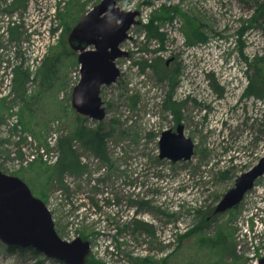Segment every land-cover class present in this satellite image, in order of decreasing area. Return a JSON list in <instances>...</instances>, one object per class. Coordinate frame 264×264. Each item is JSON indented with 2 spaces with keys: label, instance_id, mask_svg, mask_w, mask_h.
Listing matches in <instances>:
<instances>
[{
  "label": "rangeland",
  "instance_id": "1",
  "mask_svg": "<svg viewBox=\"0 0 264 264\" xmlns=\"http://www.w3.org/2000/svg\"><path fill=\"white\" fill-rule=\"evenodd\" d=\"M262 1L119 0L120 9L140 12L139 22L121 44L129 55L116 60L120 75L101 87L105 117L97 121L72 107L80 64L68 36L101 0H26L18 7L15 0H0V48L23 62L33 40H47L42 62L50 56L55 70L44 79L42 62L34 68L18 64L27 71L24 93L12 89L3 95L0 53V168L44 201L60 237L90 242L88 262L257 264L264 257V173L239 206L212 213L236 177L264 155V95L253 99L245 93L264 63ZM45 21L49 38L33 36V24ZM151 27L157 37H148ZM173 55L176 88L162 82L174 72L165 66ZM77 116L85 125L116 133L106 135L111 168L75 142L90 169L73 183L80 191L69 198L47 178L59 157V136L76 128ZM173 120L194 142L189 160L159 156L160 134ZM38 147L45 148L48 161L39 152L27 160ZM134 220L150 223L148 232L137 231ZM220 225L229 227L236 251L215 249ZM0 264L62 263L41 253L9 252L0 241Z\"/></svg>",
  "mask_w": 264,
  "mask_h": 264
},
{
  "label": "water",
  "instance_id": "2",
  "mask_svg": "<svg viewBox=\"0 0 264 264\" xmlns=\"http://www.w3.org/2000/svg\"><path fill=\"white\" fill-rule=\"evenodd\" d=\"M119 0H101L72 28L68 43L78 53L80 78L74 86L71 104L83 116L101 121L105 107L100 96L102 85L115 82L120 75L116 60L127 57L121 44L130 37L128 31L137 24V10H122ZM159 156L176 162L189 160L194 142L184 134V126L161 132ZM264 173V155L247 171L240 173L233 187L217 202L213 213H222L238 205L255 181ZM0 241L6 245L32 247L47 258L65 264H85L90 242L80 236L65 240L55 229L52 212L44 201L34 196L18 176L0 169ZM257 264H264V257Z\"/></svg>",
  "mask_w": 264,
  "mask_h": 264
},
{
  "label": "trees",
  "instance_id": "3",
  "mask_svg": "<svg viewBox=\"0 0 264 264\" xmlns=\"http://www.w3.org/2000/svg\"><path fill=\"white\" fill-rule=\"evenodd\" d=\"M26 0H15V6H24ZM262 7L264 6V0L262 1ZM158 29L155 27H151L148 31V37L158 36ZM187 43H194V36L192 33L187 35ZM54 65L53 61H51L50 56H48L43 62L40 69V73L44 79H49L52 77L54 73ZM27 79V71L23 69L21 65L16 66L14 68V76H13V91L21 96L24 93V87ZM216 89V88H215ZM254 89H258L260 92L257 93ZM218 90V89H217ZM247 94H255L256 96L263 97L264 95V63L255 70V79L252 83L247 87L245 91ZM78 118V116H77ZM80 119V117L78 118ZM78 124L74 130L68 134H61L58 139V148H59V157L57 161L53 164L51 172L48 175L47 181L50 184H54L57 189H60L66 196L71 198V194L78 193L80 190L74 188L73 183L75 181L78 183L80 181V176L84 174H88L89 164L85 162L78 151L76 150L75 142H77L82 148L89 151L96 159L100 160L103 163L108 165V168L112 167V161L109 158V152L107 148V137L109 133H116L115 128H111L112 130L104 129L102 125L97 126H88L83 123V121L78 120ZM112 126V125H110ZM114 130V131H113ZM68 179H71L72 182H69ZM74 189V190H73ZM92 202H94V198H91ZM97 202L92 204V207L95 209V205ZM143 205V204H140ZM237 206H234L231 209H235ZM213 213V211H212ZM213 215H216L213 213ZM79 214H75L74 220L78 219ZM134 223L137 226V231H146L148 232V228L151 226L150 223H146L143 221L134 220ZM194 231V230H192ZM212 241L216 245V250H228V251H236V243L232 242V236L229 232V227L226 225H220V228L217 229L215 238ZM6 249L9 252H19L24 254L29 251L32 255H38L39 252L36 251L32 247H21L18 245H6ZM231 253V252H229ZM58 261V260H55ZM59 263L65 264L62 261H58ZM85 264H93L86 260Z\"/></svg>",
  "mask_w": 264,
  "mask_h": 264
},
{
  "label": "built area",
  "instance_id": "4",
  "mask_svg": "<svg viewBox=\"0 0 264 264\" xmlns=\"http://www.w3.org/2000/svg\"><path fill=\"white\" fill-rule=\"evenodd\" d=\"M50 8H51L50 14L52 16V14H53L52 11H54L55 4L51 5ZM47 22L48 21L40 22L38 26L36 24H33L34 28H36L37 30H40L39 34L42 35V39H44V37H48L49 31L45 27ZM49 23H50V25H52L50 21H49ZM13 24H14V22H13ZM4 30L6 32H8L9 27L6 25ZM30 31H32V30H30ZM42 41H44V40H36V39L33 40V43L29 46L33 49V52L27 51V53H24L25 58H24L23 62L21 59L15 58L14 52H11V54L8 55L9 49L0 48V53H2V58H4V60H2L3 69L1 72L2 73L5 72L4 85H3L4 94L3 95L10 93V91L12 90L14 68L16 66H19L18 64H24L26 66V68H28V64H31V68H34L35 66L37 67L42 62L43 56L48 49L47 47L50 44L47 40H45L44 42H42ZM8 64H10V65L7 66ZM29 145H31V143ZM23 147H25V146H22V148ZM24 149L25 148H23V150ZM34 152H35L34 154H30L29 158L27 159L28 161L33 162L34 159L36 160V158L38 156V154H37L38 152L40 153L39 155L41 156L40 157L41 159H43L44 161H48V154H47L44 147H38V149L35 148ZM55 160H56V157L54 158L53 162H55ZM24 161H26L25 156H24V158H21V162H24Z\"/></svg>",
  "mask_w": 264,
  "mask_h": 264
},
{
  "label": "flooded vegetation",
  "instance_id": "5",
  "mask_svg": "<svg viewBox=\"0 0 264 264\" xmlns=\"http://www.w3.org/2000/svg\"><path fill=\"white\" fill-rule=\"evenodd\" d=\"M25 19V17L23 18ZM38 20V19H36ZM18 22L20 23V18L18 19ZM40 30H36L35 33L33 34V36H39L40 34ZM130 38V37H129ZM128 38V39H129ZM177 56H169L166 60H165V66L167 69H173V73H168L167 76H163V79H162V82L166 80V85L168 84L170 87H174L176 88L177 85L179 84V75H178V71L176 70V64L178 63L177 61ZM14 76V75H13ZM12 86H13V83H12ZM249 98H253V99H258L255 94H247ZM14 102V101H12ZM174 103V102H173ZM180 125V123H175L174 120H173V126L172 127H169V128H166L164 130H167V129H170L171 131L175 132L176 129H177V126ZM183 125V124H182ZM184 126V125H183ZM163 130V131H164ZM215 208V207H214Z\"/></svg>",
  "mask_w": 264,
  "mask_h": 264
}]
</instances>
